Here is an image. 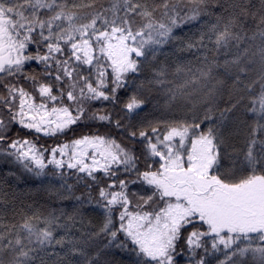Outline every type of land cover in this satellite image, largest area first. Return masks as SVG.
Here are the masks:
<instances>
[{"label": "snow or ice", "instance_id": "snow-or-ice-1", "mask_svg": "<svg viewBox=\"0 0 264 264\" xmlns=\"http://www.w3.org/2000/svg\"><path fill=\"white\" fill-rule=\"evenodd\" d=\"M107 5L0 0V162L19 163L37 177L51 165L69 192L73 185L62 170H74L87 190L75 199L91 204L96 189L103 209L96 230L77 236L78 211L27 215L13 207L9 213L16 194L0 179V264H101L110 247L128 253L131 264H181L185 254L188 264H264V0H215L218 11L211 13L209 0ZM205 15L212 20L197 33L176 34ZM165 46L193 59L159 61ZM30 61L43 72L26 71ZM146 65H152L149 89L157 90L162 107L185 108L183 119L141 117L148 100L138 92L120 113L91 108L92 102L119 103L129 75L144 73ZM221 68L238 97L230 93L224 108L208 87ZM257 85L259 92L248 96L245 147L229 151L228 120ZM89 122L119 130L139 141L145 159H158L141 171L140 156L110 132L50 148L8 135L13 124L52 137ZM137 181L150 194L130 193ZM9 214L19 219L6 221Z\"/></svg>", "mask_w": 264, "mask_h": 264}, {"label": "trees", "instance_id": "trees-1", "mask_svg": "<svg viewBox=\"0 0 264 264\" xmlns=\"http://www.w3.org/2000/svg\"><path fill=\"white\" fill-rule=\"evenodd\" d=\"M72 0H69L71 3ZM76 3L87 4L90 0H75ZM101 3L107 7V0H100ZM215 4V0H209V7L206 9V12L211 13L213 11H218L214 9L212 5ZM80 12H88L91 9H78ZM212 17L209 15L203 16L198 21H192L187 26L182 27L181 30L177 31L179 36H187L192 33H197L201 27L211 22ZM233 51H235L233 49ZM164 55L159 57V61H167L168 64H173L177 59L183 58L184 60H192L193 56L189 53L174 52L172 46H165ZM222 62V61H221ZM152 65H146L145 71L142 74L129 75L126 82V87L124 90H121L118 95L120 96V101L115 106L109 104L108 102H92L91 108H102L107 107L113 110L116 113H120L122 103L134 92H138L142 97L148 100L147 107H144L140 112V116H147L148 119H156L164 117L166 119H183L185 117L186 109L183 107H174L173 109H166L163 106L164 100L158 94L156 89H149L146 84L147 79L151 76ZM26 71L28 72H43V65H39L38 62H28L26 66ZM110 71V70H109ZM216 79L208 83V87H213L215 89L214 103L219 108H224L227 106V101L229 99V94L231 93L234 98H238L234 91L233 82L224 74L223 69H217L213 73ZM255 74H253L250 79H254ZM216 80L222 81V83L217 84ZM142 82H145V87L141 88L140 85ZM180 81L177 80V83ZM23 83V81H21ZM28 87V85H25ZM207 91V88L201 90L199 95L194 97V100H199L203 96L204 92ZM259 92V85L255 87V90L252 93H245L244 100L240 103L237 109L231 114L227 127L225 129L226 134L229 135L228 141V150L232 151L233 148L241 150L245 147L244 141L249 131V123L252 120V115L247 112V108L251 107V103L248 99V96H255ZM207 106V105H205ZM258 106V105H257ZM199 107V105H198ZM122 114V113H121ZM116 118H119L117 116ZM90 132L95 133H111L119 142L125 144L129 148H132L138 156H140L139 168L141 171L147 169V166L153 164L154 159L158 158H149L145 159L141 155L142 145L139 141L129 140L124 136L119 130L112 128L109 125H106L103 122H89L87 124L80 123L72 128V130L67 131L63 134L57 136H45L42 133H35L33 130L23 129L19 125L13 124L10 131L8 132L9 137L12 139L15 138H29L33 140L38 147L50 148L56 144L70 141L74 138H78L83 134H88ZM6 147V145H4ZM45 157H48V153L45 152ZM156 165H154L155 167ZM69 175L66 177L67 183L73 185V189L69 192L66 188L61 187L64 184V179L58 175H52L53 166L49 165L45 169V175L35 176L33 172H29L23 168L19 163L5 164L0 162V179L6 181L8 187L5 188L6 191L15 192L16 200L15 204L8 205L9 213L13 207L17 209H23L24 213L27 215H32L33 213H43L47 215L48 212L56 210V214L59 215L61 211L66 214H73L74 212H79L77 216V223L73 228V234L79 236L81 232L95 231L96 225L100 217L103 215V209L100 208L95 203V198H98L96 189H92L93 203L89 204L86 199L84 203L81 204L75 199L77 196L84 197L85 192L87 191L84 187L86 181H81L77 183V178L75 175H71L74 170L64 169ZM7 173H14V175H7ZM121 178H125L121 176ZM128 179H135V174L127 177ZM90 182V181H87ZM150 189L147 185H143L140 181H137L136 184L129 185V192H135L139 195L146 196L150 194ZM18 220L19 216L12 217L10 214L6 217V221ZM83 220L84 225L87 227L82 228L79 223L80 220ZM91 221V224H89ZM61 223L64 222V218L61 219ZM80 229V231H77ZM190 230V229H189ZM59 234H62L59 233ZM123 238V237H121ZM199 251V250H198ZM101 264H131L128 253L122 249H116L115 247H110L105 250V254L100 257ZM181 264H188V256L184 255L181 260Z\"/></svg>", "mask_w": 264, "mask_h": 264}]
</instances>
